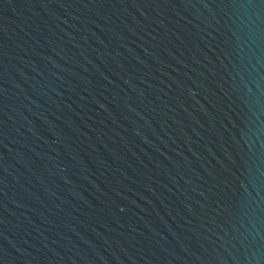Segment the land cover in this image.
Here are the masks:
<instances>
[{"label": "water", "instance_id": "95a60500", "mask_svg": "<svg viewBox=\"0 0 264 264\" xmlns=\"http://www.w3.org/2000/svg\"><path fill=\"white\" fill-rule=\"evenodd\" d=\"M0 264H264V0H0Z\"/></svg>", "mask_w": 264, "mask_h": 264}]
</instances>
